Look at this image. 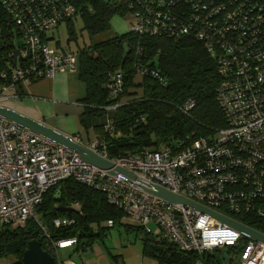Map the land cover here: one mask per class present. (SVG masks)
Listing matches in <instances>:
<instances>
[{"label": "built area", "instance_id": "2783aa9c", "mask_svg": "<svg viewBox=\"0 0 264 264\" xmlns=\"http://www.w3.org/2000/svg\"><path fill=\"white\" fill-rule=\"evenodd\" d=\"M109 1L131 15L130 32L171 38L193 34L204 44L221 78L217 100L227 125L189 143L180 140L113 157L104 138L95 136L85 144L71 136L133 172L132 178L92 166L76 152L0 116V224L22 227L33 219L41 235L48 236L36 208L46 190L71 178L101 191L108 204L125 214L122 221L136 222L148 234H154L150 227L154 223L183 252L202 255L233 248L238 256L234 264H264V243L198 209L167 202L146 190L164 187L249 227L244 222L247 216H264V0ZM0 3L21 39L11 82L0 87V101L20 95L25 81L78 71L76 51L50 47L46 40L49 30L77 16L70 0ZM141 52L137 46L135 55ZM111 79L108 86L115 96L121 90L122 74L115 72ZM193 105L187 101L182 111L189 112ZM106 129L112 134L111 121ZM71 223L67 217L53 220L55 227ZM106 225L114 227V222L108 220ZM75 244L76 238L59 239L53 248ZM191 264L203 262L196 259Z\"/></svg>", "mask_w": 264, "mask_h": 264}, {"label": "trees", "instance_id": "16d2710c", "mask_svg": "<svg viewBox=\"0 0 264 264\" xmlns=\"http://www.w3.org/2000/svg\"><path fill=\"white\" fill-rule=\"evenodd\" d=\"M70 2L76 8V17L83 22L82 29L91 38L108 31L114 16L129 14L125 8L115 7L109 0ZM76 17L64 21L69 31L68 40L77 39ZM17 38L20 36L12 19L0 3V87L11 82L16 67L11 56L21 46ZM124 44H127L126 49ZM137 46L142 51L138 56L134 53ZM125 51H128L127 55H124ZM77 53L78 73L86 87L81 99L83 109L79 123L86 130L92 128L95 136L105 139L110 157L149 147L171 146L174 141L189 143L227 125L217 100L221 78L215 58L193 34L171 38L139 36L128 31L106 40H94L90 46L79 48ZM139 68L148 72L142 73ZM149 71L157 73L166 84L162 85ZM115 72L122 74V85L114 96L108 85ZM189 100L194 105L185 113L182 109ZM115 104L117 107L107 108ZM108 121H111L112 134L106 129ZM36 212L47 227L48 236L41 235L33 219L22 227L1 224L0 256L12 255L15 258L12 264H22V255L33 238L38 239L54 257L53 242L59 239L76 238L77 248L88 247L110 229L106 225L108 220L114 225L141 230L145 234L143 252L156 258L158 264H191L196 259L203 264H220L216 258L221 254L218 249L202 255L183 252L165 236L148 234L140 226L122 221L125 214L108 204L101 191L71 178L46 190ZM63 217L71 219L72 223L55 227L53 220ZM244 222L264 233V216L249 215ZM224 250L228 254L231 250L236 253L233 248Z\"/></svg>", "mask_w": 264, "mask_h": 264}, {"label": "crops", "instance_id": "0c3cea01", "mask_svg": "<svg viewBox=\"0 0 264 264\" xmlns=\"http://www.w3.org/2000/svg\"><path fill=\"white\" fill-rule=\"evenodd\" d=\"M115 17L124 18L120 15L113 18ZM64 23L67 27L66 22ZM110 25L108 31L92 37V41L106 40L126 33V29L118 19H115L114 23L111 20ZM48 32L46 40L50 47L75 51L70 47L71 40L67 41L66 46L59 41L52 44L50 42L52 36ZM85 93V83L80 78L78 71L73 73L58 72L51 78L23 82L20 87V95L16 97L9 95L6 99L1 100L0 104L41 121L66 135L77 136L86 144L94 139L96 133L92 128L84 129L79 123V114L83 109L81 99L84 98ZM119 226L123 227V230L118 228V233L114 236L111 234L112 229L107 230L99 240H95L86 247V250L79 249L75 245L59 249L61 252L54 250L57 264H158L156 258L143 252L145 234L141 230ZM155 235L164 236L159 230L154 233ZM69 248H73V250L67 251ZM218 250L221 253L224 251V249ZM220 264L234 263L229 258L227 262Z\"/></svg>", "mask_w": 264, "mask_h": 264}, {"label": "water", "instance_id": "95a60500", "mask_svg": "<svg viewBox=\"0 0 264 264\" xmlns=\"http://www.w3.org/2000/svg\"><path fill=\"white\" fill-rule=\"evenodd\" d=\"M123 48L126 49L127 44H124ZM127 52L128 51H125L124 55H127ZM19 55H20V50L19 48H16L11 56L13 65H16L17 57ZM0 116L4 117L5 119L11 122L19 124L25 128H28L29 130L76 152L81 156V158L85 162H87L92 166H95L99 169L108 170L112 174H122L124 176H129L132 178L135 177V174L133 172L115 166V164L112 161L97 155L95 152L87 148L81 142L72 140L70 135H66L44 124L41 121L28 117L2 104H0ZM175 144L176 141L172 143V145ZM146 190H148L152 194L162 198L167 202L181 203L185 206H190L195 209H198L201 213L214 217L228 224L229 226L236 228L242 234L254 240L264 243V233L252 227L239 223L231 218H228L216 211L208 209L182 195L173 193L168 189L157 185L153 186L151 189H146ZM83 250H86V247H83ZM216 258L219 261V263L227 262L229 259V254L227 250H224L221 254H218ZM21 263L22 264H57V261L56 258L51 253H49L42 247L41 242L38 239L33 238L28 242V247L22 255Z\"/></svg>", "mask_w": 264, "mask_h": 264}, {"label": "rangeland", "instance_id": "374dc122", "mask_svg": "<svg viewBox=\"0 0 264 264\" xmlns=\"http://www.w3.org/2000/svg\"><path fill=\"white\" fill-rule=\"evenodd\" d=\"M115 19H118V21L121 22V24L123 25V28L126 29V32L129 31L131 24L133 23V19H132L130 14H127L126 17H124V18H120V17L113 18L112 19L113 23H114ZM82 27H83V22H82L81 18L76 17V19L74 20V28L76 31L77 39L70 41V47H71V49H74L75 51L79 50V48H84V47L90 46L92 44V38L89 36V34L86 32V30L82 29ZM48 34L52 36V39L50 40V42L52 44H55V42L59 41L62 45L66 46V43L68 41L69 31L67 30V27H66L64 22L59 24L57 28H54L53 30L49 31ZM20 41H21V39L17 38V43H20ZM125 222H127V220ZM133 224L136 225L137 223L134 222ZM0 227H1V224H0ZM150 227L154 233H156V231L159 230L158 227L154 223H151ZM118 228L123 230V227L119 226V224H116V225H114V227L110 228V229H112L111 234L113 236L118 233L117 232ZM97 240H99V239H97ZM71 247H73V246H71ZM68 250L72 251L73 248H69V249H67V251ZM58 251L61 252V250H59V249H58ZM229 258L232 259L233 263H235L238 260L237 254L234 253L232 250L230 251ZM14 261H15V258L12 255L0 256V264H12Z\"/></svg>", "mask_w": 264, "mask_h": 264}]
</instances>
